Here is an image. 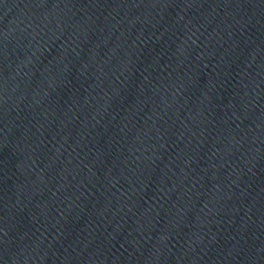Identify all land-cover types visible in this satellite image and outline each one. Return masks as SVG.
Listing matches in <instances>:
<instances>
[{
	"label": "water",
	"instance_id": "1",
	"mask_svg": "<svg viewBox=\"0 0 264 264\" xmlns=\"http://www.w3.org/2000/svg\"><path fill=\"white\" fill-rule=\"evenodd\" d=\"M0 264H264V0H0Z\"/></svg>",
	"mask_w": 264,
	"mask_h": 264
}]
</instances>
